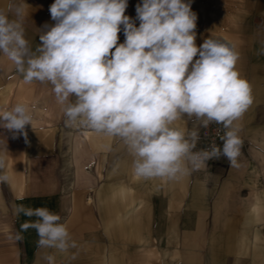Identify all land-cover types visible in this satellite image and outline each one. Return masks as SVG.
Returning a JSON list of instances; mask_svg holds the SVG:
<instances>
[{"label": "crops", "instance_id": "1", "mask_svg": "<svg viewBox=\"0 0 264 264\" xmlns=\"http://www.w3.org/2000/svg\"><path fill=\"white\" fill-rule=\"evenodd\" d=\"M25 2L30 6L23 22L25 37L35 48L40 43L39 29L46 23H55L49 12L54 0ZM190 2L197 15V46L208 38L234 45L239 53L236 69L252 88V105L234 122L243 141L238 157L240 166L232 167L221 156L209 159L198 170L176 180H146L134 175L133 156L120 138L89 134L87 147L94 157L103 156L105 168L113 152L129 165L128 174L136 198L127 204L120 202L119 206H135L130 216L136 224L132 230L138 231L140 223L141 232L135 235L131 232V242L127 244L134 246L136 255L144 256L142 264H264V55L258 54L264 48V0ZM138 3L142 0H128L125 15L135 19ZM6 4L7 0H0V7ZM135 23L138 27L139 21ZM118 35V43H123V31ZM17 103L28 105L33 119L32 126L25 127L27 142L22 135L13 139L10 132L0 128V158L5 161L0 176L8 177L0 182V223L15 222L13 230H0V264H49L46 259L49 255L54 257L53 264H128L127 247L115 248L118 252H113L111 246H105L106 240L110 242L112 238L110 232H101L104 245H96V223L111 222L113 217L106 214V209L118 204H107L105 198L99 206L102 210L96 215L97 210L91 204L86 205L80 196L18 198L17 191L62 188L59 175L68 173V169L54 163L64 158L66 139L60 128L65 125L66 117L52 85L38 81L24 83L15 65L0 53V111L9 110ZM175 126L185 131L198 130L199 141L194 151L210 150L209 142L222 146V140L214 134L215 128H221L224 134L220 124L213 122L205 128L195 117L185 115ZM77 134L78 138L84 137L82 132ZM79 147L77 142L72 148L75 153V167H71L75 173L73 181L82 180L90 188L94 184L91 172L94 174L98 163L95 158L91 159V162L94 160L91 172L84 168L86 156L78 152ZM108 174L105 173L100 189L103 192L110 188ZM29 175H35V180L31 182ZM20 205L32 209L46 207L61 219L64 207L67 213L72 206L68 230L79 235L72 238L76 247L68 252L39 247L36 230L25 232L22 227L24 215L17 212ZM119 211V221H127V210ZM34 219L29 217V221ZM83 234L88 236L84 238ZM122 235L121 232V238ZM162 255L171 256V261H161Z\"/></svg>", "mask_w": 264, "mask_h": 264}, {"label": "clouds", "instance_id": "2", "mask_svg": "<svg viewBox=\"0 0 264 264\" xmlns=\"http://www.w3.org/2000/svg\"><path fill=\"white\" fill-rule=\"evenodd\" d=\"M29 7L25 0L0 7V53L24 83L52 85L66 126L120 138L133 156L134 175L146 180H176L221 156L240 166L243 141L234 122L252 105V88L236 69L234 45L208 38L197 46L190 0H142L135 19L125 15L128 0H54L49 12L55 23L39 29L35 48L25 37ZM121 31L125 39L118 43ZM185 115L205 128L222 125V146L194 151L198 130L175 126ZM32 119L29 106L17 103L0 111V128L27 142ZM7 179L0 176V182ZM17 212L35 217L28 226L39 247H76L59 214L23 205ZM46 259L53 264V256Z\"/></svg>", "mask_w": 264, "mask_h": 264}, {"label": "rangeland", "instance_id": "3", "mask_svg": "<svg viewBox=\"0 0 264 264\" xmlns=\"http://www.w3.org/2000/svg\"><path fill=\"white\" fill-rule=\"evenodd\" d=\"M131 18V17H130ZM63 130V134L65 136V143H64V158H60L58 161H56L54 164L57 167H63L65 169H68V173H64L63 175H59V180H61L62 188L57 191H43V190H33V191H17L16 194L18 195V198H54V196H59L61 199H64V197H67L71 195L72 197L80 196V199L85 202L86 205L91 204L93 206V209L97 210L96 215H98V210L100 211L101 207L100 204L104 203L103 200L107 198L105 201L106 203L111 204H118V206H110L106 209V214L112 216V221L107 223H96L95 230L97 233V241L96 245L103 246L104 240L103 235H101V232L103 233L104 230L111 233L112 238L110 239V242L106 240L105 246H111L113 248V252H116V250L119 247H127L128 253L125 256L127 258L128 264H142V260L144 259V256L142 255H136L134 246H131L130 243L127 244V241L131 242V232L133 234H139L141 232V224L139 223L138 231L132 230L136 224H134L131 221V214H133L132 210H134V207H122L120 208L119 204L124 203H130L133 199L136 197L135 192L133 190V184L132 179H130L129 176V165L125 161V159L120 158L119 154L111 153L112 159L109 160L110 164L108 166H104V160L103 156L102 158L94 157L93 154L89 153L88 147H87V139L89 134H94L90 129H87L85 127L79 126L75 124L74 126H66V124L63 126V128H60ZM86 131V134L85 132ZM84 133V137H79L77 133ZM97 134V133H95ZM79 143L80 147L78 148L79 153H84L86 156L85 161L83 162V167L90 171L94 168V160L91 162V159H96L98 165L97 169H95L94 174H92V178L94 177V184L92 187L88 188L89 186L87 184H83L84 182L77 183L78 181L75 180V173H72L71 167L74 166V144ZM114 145V144H113ZM73 148V149H72ZM119 157V158H118ZM75 169V168H74ZM105 173L108 174V183H109V190L107 192H103L100 189H102V186L105 182L106 176ZM35 175H29V178H31V182L35 180ZM47 179L49 177L47 176ZM41 180V177H40ZM49 181V180H48ZM68 184L70 188L68 189ZM7 197L9 196V192H5ZM104 197V198H103ZM90 198V199H89ZM89 199V200H88ZM108 200V201H107ZM121 202V203H120ZM133 202V201H132ZM29 208V207H26ZM119 209L127 210L128 212V220L127 221H119L120 219V211ZM71 210H73V207L71 206V209L69 212H65V207L63 210V218L61 219L62 223H65L67 227L71 223L69 221L68 215L71 214ZM102 210V209H101ZM24 215L23 213H20ZM102 215V212H101ZM24 222H22V227L25 232H30L32 227L28 226L29 217L24 215ZM13 224L12 221H9L7 223H0V230H13ZM122 228V229H121ZM121 232L123 233V237L121 238ZM99 234V235H98ZM70 235L72 238H76L79 235L76 233L70 232ZM88 234L82 235V237H87ZM99 238V239H98ZM128 238V240H127ZM141 245V244H140ZM115 248H117L115 250ZM118 252V250H117ZM118 256V254H116ZM115 257V256H113ZM161 261L166 262L168 260L171 261V256H160ZM118 262V261H117Z\"/></svg>", "mask_w": 264, "mask_h": 264}, {"label": "built area", "instance_id": "4", "mask_svg": "<svg viewBox=\"0 0 264 264\" xmlns=\"http://www.w3.org/2000/svg\"><path fill=\"white\" fill-rule=\"evenodd\" d=\"M214 134H215V137L220 139L221 140V137H222V134H223V131L221 130V128H215V131H214ZM213 145V142H209L207 144V147ZM195 151H199V150H195Z\"/></svg>", "mask_w": 264, "mask_h": 264}]
</instances>
